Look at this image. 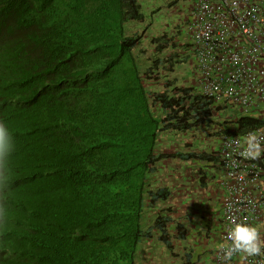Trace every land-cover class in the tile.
<instances>
[{
    "label": "trees",
    "instance_id": "trees-1",
    "mask_svg": "<svg viewBox=\"0 0 264 264\" xmlns=\"http://www.w3.org/2000/svg\"><path fill=\"white\" fill-rule=\"evenodd\" d=\"M143 17L137 0H0V123L16 143L0 191V264H136L151 235L141 225L147 205L180 196L184 205L189 189L171 181L147 193L156 164L212 167L209 153L157 152L159 134L209 123L211 109L192 88L166 82L151 95L155 114L133 54L140 35L125 31ZM263 125L242 117L237 132ZM168 213L154 227L172 253ZM176 232L183 240L184 227Z\"/></svg>",
    "mask_w": 264,
    "mask_h": 264
},
{
    "label": "built area",
    "instance_id": "built-area-1",
    "mask_svg": "<svg viewBox=\"0 0 264 264\" xmlns=\"http://www.w3.org/2000/svg\"><path fill=\"white\" fill-rule=\"evenodd\" d=\"M185 53L192 67V93L209 103L211 117L233 115L264 120V0H184ZM160 68V67H159ZM226 117V116H225ZM212 168L222 172L219 244L216 264H264V254L225 255L234 223L255 226L264 239V127L244 134L222 129ZM259 144L262 155L246 158L248 141Z\"/></svg>",
    "mask_w": 264,
    "mask_h": 264
},
{
    "label": "rangeland",
    "instance_id": "rangeland-1",
    "mask_svg": "<svg viewBox=\"0 0 264 264\" xmlns=\"http://www.w3.org/2000/svg\"><path fill=\"white\" fill-rule=\"evenodd\" d=\"M137 3L144 17L141 22L132 21L126 24L125 31L127 35H140L133 54L145 88L150 94L153 111L161 117L162 112L157 105L152 104L151 95L164 92L166 82L172 84L170 91L179 87H193L190 74L192 67L184 44L188 5L184 0H137ZM163 36H166V45L161 52H157V46L163 42ZM156 59L163 61L160 68L152 69ZM224 114L226 117L215 113L209 123L199 124L189 132L170 130L159 134L158 142L165 147L162 152L166 154L181 150L214 154L219 144L218 131L237 128L230 121L233 115ZM202 161H198V165L193 161L180 163L165 159L156 164L158 172L148 176L147 193L157 186H168L171 181H175L180 189V186L189 187V191L188 194L182 191L186 198L184 205L181 203L184 196L171 198L167 204L158 202L152 208L147 205L141 225L142 230L149 231L151 235L149 239L142 238L136 264H184L185 254L191 255L190 264H216L214 252L219 243L220 200L216 198V201H213L216 195L213 193L215 175L208 174L211 166ZM163 168L165 171H161ZM146 203L148 204V199ZM167 209L169 213L173 212L170 213L171 221L167 225L173 245L172 253L157 240V230L154 227L156 216L161 210ZM177 224L184 227L183 240L175 237Z\"/></svg>",
    "mask_w": 264,
    "mask_h": 264
},
{
    "label": "clouds",
    "instance_id": "clouds-1",
    "mask_svg": "<svg viewBox=\"0 0 264 264\" xmlns=\"http://www.w3.org/2000/svg\"><path fill=\"white\" fill-rule=\"evenodd\" d=\"M254 118L259 119L258 117ZM254 140L255 137L253 136L248 141V148L242 153L246 158L258 159L262 155L261 147L259 144L253 143ZM15 150L16 143L11 131L4 123H0V191L6 188L11 182L9 163ZM6 220L7 209L3 204H0V224L4 223ZM228 237L230 244L224 250L227 257H231L235 254H246L248 256H259L264 254V239L261 238L258 229L251 224L234 223L228 233Z\"/></svg>",
    "mask_w": 264,
    "mask_h": 264
},
{
    "label": "crops",
    "instance_id": "crops-1",
    "mask_svg": "<svg viewBox=\"0 0 264 264\" xmlns=\"http://www.w3.org/2000/svg\"><path fill=\"white\" fill-rule=\"evenodd\" d=\"M165 147L164 146H162L161 144H159V142L157 143V146H156V149H157V152H162L163 151V149H164ZM176 151H178V150H176ZM173 152H175V151H173ZM163 153V152H162ZM164 159V158H163ZM166 159H170V158H166ZM172 160H174V161H179V160H177V159H172ZM182 162H185V161H180V163H182ZM186 162H191V161H186ZM193 162H197L196 164H200L198 161H193ZM208 164V163H207ZM211 168V170L210 171H208V174L209 173H211L212 175L214 174L215 175V179H214V189H215V191H213V193H216V195L214 196V198H213V201H216V198H218L219 199V197L220 196H222V194H223V192H224V189H223V187H222V185H221V179L223 178L222 177V172L221 171H219V170H216V169H214V168H212V167H210ZM158 172V171H157ZM155 174V173H154ZM187 191H189L188 189L185 191V192H187ZM213 193H212V195H213ZM185 201H186V199H185Z\"/></svg>",
    "mask_w": 264,
    "mask_h": 264
}]
</instances>
